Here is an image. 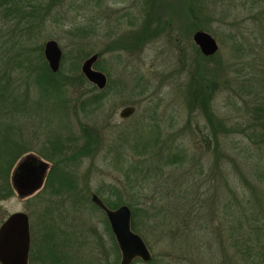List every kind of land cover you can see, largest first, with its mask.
Wrapping results in <instances>:
<instances>
[{
    "label": "rangeland",
    "instance_id": "rangeland-1",
    "mask_svg": "<svg viewBox=\"0 0 264 264\" xmlns=\"http://www.w3.org/2000/svg\"><path fill=\"white\" fill-rule=\"evenodd\" d=\"M161 1L173 6L158 13V24L162 22L164 27L131 49L124 48V37L142 25V0H58L41 24L30 23L33 27L29 32L21 28L14 34L11 27H0V45L4 47L0 49V68L3 65L18 91L29 83V99H35V93L24 59L29 56L27 60L43 65L42 48L47 40H54L61 50V75L76 78L81 75L83 60L96 54L98 70L94 64L92 68L106 77L103 91H92L86 81L66 88L62 95L66 109L59 118L52 114L59 106L40 95L33 105L40 113L36 121L29 115L24 126L14 122L15 127L21 126L14 138L26 146L25 155L47 162L49 170L38 192L19 197L10 184L14 166L11 168V194L0 197V223L9 214L25 213L30 240L33 237L42 245L46 235L54 234L59 252L56 257L63 256L60 264H120L106 219L90 202L92 194L104 202L119 199L110 209L121 205L129 208L130 229L151 255L146 263L134 260L131 264H236V248L232 246L236 235L225 234L230 233L229 223L222 214L224 204L236 205L233 196H250L243 176L252 184L248 172L256 171L253 164L264 159V145L256 146L255 138L247 133H236V124L246 127L249 122L244 106L254 100L250 87L263 68L258 44L264 38L259 29L264 28L253 26L249 17L254 10L248 0H189L198 8L199 30L209 33L219 46L214 58L199 60L191 40L197 31L192 30L191 17L180 0ZM123 12L128 18L121 15ZM237 45L243 54H251L241 56ZM9 55L12 58L6 66ZM17 60H24L19 69L14 67ZM196 60L201 67L198 81L209 80L202 67L216 73L210 87L206 86L208 108L235 131L228 137L220 133L218 145L203 140L208 129L201 109L190 111L187 107L190 97L186 89ZM100 92L97 110L84 111L77 106L81 99ZM127 106L134 112L121 119L118 113ZM142 126L155 132V147L169 146V153H181L178 155L184 163L158 167L154 157L138 156L128 147L130 143L125 145L126 139L138 144L145 140L140 134ZM55 136L63 140L68 156L93 138L89 149H82L59 169L71 176L74 187L58 193L46 183L53 164L40 154L46 139ZM166 151L163 148L160 152ZM132 167H136L135 172H162V176L149 173L142 182L132 183L127 173ZM182 178L184 182H179ZM261 183L264 186V179ZM181 188L188 190V203L174 197ZM36 246L29 242L28 264H50L43 251L31 256Z\"/></svg>",
    "mask_w": 264,
    "mask_h": 264
},
{
    "label": "trees",
    "instance_id": "trees-1",
    "mask_svg": "<svg viewBox=\"0 0 264 264\" xmlns=\"http://www.w3.org/2000/svg\"><path fill=\"white\" fill-rule=\"evenodd\" d=\"M57 1L58 0H0V27L1 29L6 26L11 27V31H13L14 34L21 30V28L24 30L27 29V32H29L31 27H33L30 26V23L35 21L38 22V24H41L44 21V18L50 14ZM246 1H244V3ZM248 1L250 2H248L250 9L254 10L249 17L251 22L254 23L253 26L264 28V0ZM162 2L163 1L161 0H142L144 6V20L139 31L133 33L130 40L124 38L127 43V46H125L126 44H123L125 49L139 47L143 42L147 41L148 38L154 37L159 33V30H162L164 23L160 22L158 24V13L162 9L173 8L172 5L166 6ZM190 2L191 1L189 0H180V4L183 5L185 14L191 17V22L194 27L192 30H199V24H197L196 18V16L199 15L196 13L198 8H195ZM259 32L264 36V29L262 31L259 29ZM262 41L258 44V52L263 58L264 38ZM0 49H4L2 44L0 45ZM10 51L11 49H9V52ZM241 51L242 47L239 46L237 52ZM246 54L248 55L251 53L246 52L243 54L241 52V56H246ZM215 55L204 57L198 51L199 60H209L214 58ZM2 57L1 54L0 62H2ZM28 57L29 56L24 59L26 60V73L28 79L32 77L31 81L35 93V99H29L28 82H25L26 88L24 90L18 91L17 84L14 83L9 76L5 75L3 65H1L0 68V197L2 199L7 198L11 194V188L8 182V174L11 168L14 166V163L17 162V159L21 155H25L27 152L26 146L14 138L21 127L20 125L15 127L14 124L21 123L22 126H24V124H26V119H24L26 116L31 115L33 120L40 116V113L38 114L37 105L33 107V105L37 103L36 99H38L40 95L48 97L49 100H51L50 104L59 106L60 109H56L52 112V114H55L59 118L60 112L66 109L67 102L62 99L65 89L73 83L85 84L86 81L82 75H79L74 79H69L66 76L61 75L59 70L56 73H51L46 68L44 62L43 65H40L37 62L27 60ZM11 58L12 56L9 55V58L4 62L6 66L10 63ZM24 60H17L14 67L18 69L21 68ZM195 65L196 69L194 74H192V80L189 82L186 89L187 95L190 97L187 107L190 111L198 108L201 109L202 116L208 129L207 134L203 136V140L205 139L206 143L211 142L218 145L219 142L217 138L220 133H223L225 135L224 137H228L231 132L235 131L234 128H228L225 126L223 121L219 118L217 119L213 112L208 108L206 101V86L210 87V79H213L211 77L216 75L215 71L211 69L205 70V68L202 67L203 74H206L209 80L204 78L202 81L200 79L198 81L196 76L201 73L200 62L196 60ZM94 68L97 69L96 64H94ZM253 82L254 83L251 84L252 86L249 87L252 90L254 100L252 99L244 106L245 111L247 112L246 117H248L249 122L246 127L241 124H236V133H247L249 137L251 136L255 138L253 141L256 146H261L264 145V64L261 73L257 74ZM91 87L92 91H94V86ZM101 95L102 92H100L99 95H91L85 99L83 98L77 103V106L84 111L97 110L100 107L99 103L101 102L100 99H102ZM27 121H29V119H27ZM140 134H144L146 137L142 143L138 144L136 140L133 139H126L124 141L125 145L130 143L128 144V147L138 156L144 158L148 156L154 157L158 167L164 166L167 163L180 167L184 163L181 153H178L181 155L169 153V146H163L160 149L154 146V139L156 138V136H154L155 132L149 131L142 126ZM92 141L93 138L91 137L79 151L82 149H89ZM163 148L167 150L166 154L160 152ZM65 149V145L60 136H55L51 140L46 139V145L42 147V152L40 153L46 158V160L51 161L53 164V168L50 170L49 179H47L46 183L50 184L49 186H51L55 193L60 192V189H68L73 186V179L71 176L64 171H59V169L65 162H69L75 158L79 151H74L68 156L65 155ZM135 168L136 167H132V170L127 172L128 176L131 175L132 183L138 184L142 182V180H145V175H148L149 173H153L156 178L162 176V172H135ZM252 168L256 170L248 172L251 179L254 180L252 184L249 182L250 180H248L247 175H245V177L243 176L246 186L250 189V196H247V194L243 195V193L241 199H238L237 195L233 196L236 205L224 204V211L222 214V217L226 218L229 223V227L227 228H229L230 233L227 231L225 234H228V236L236 235L232 245L233 248H236V264H264V186H262L263 184L261 183V180L264 179V159H262L261 162L253 164ZM219 174L220 177L223 178L222 171L219 172ZM184 180L185 179L182 178L179 182H184ZM177 186H183V184ZM174 197L177 201L188 203V190H186V188L178 189V192ZM234 200L232 199V201ZM105 201L106 202H102L108 208H114L118 204L119 199H108ZM242 202L244 203L241 204ZM163 208L166 209L165 207ZM135 210H133L132 217L134 216ZM199 227H201V225H199ZM30 234L33 233L30 232ZM52 237H54V234L46 235L42 240L44 241L42 245L37 242V239L32 237L30 243L32 244V247H34L37 242L38 245L36 247L38 249L31 251V256L34 253L39 255L40 253L38 252L43 251L44 254L46 253L45 257L49 258L50 264H60V259L56 257L57 249L55 250V246L57 244ZM58 253L59 252L57 251V254Z\"/></svg>",
    "mask_w": 264,
    "mask_h": 264
},
{
    "label": "water",
    "instance_id": "water-1",
    "mask_svg": "<svg viewBox=\"0 0 264 264\" xmlns=\"http://www.w3.org/2000/svg\"><path fill=\"white\" fill-rule=\"evenodd\" d=\"M191 40L204 57H211L218 51V43L209 33L202 30L195 31ZM43 59L51 73L59 70L61 50L54 40H47L42 48ZM97 59L92 54L80 65V73L83 78L98 91L106 86L105 76L92 66ZM134 112V108L127 106L122 108L118 116L126 119ZM49 170L48 163L33 154L22 156L14 165L10 184L19 197L29 196L38 192ZM90 202L99 208L107 221L110 232L120 254V264H131L134 260L146 263L151 255L145 244L130 229V210L121 205L115 209L107 208L94 194L90 196ZM29 229L27 215L22 212L9 214L0 223V264H28Z\"/></svg>",
    "mask_w": 264,
    "mask_h": 264
},
{
    "label": "flooded vegetation",
    "instance_id": "flooded-vegetation-1",
    "mask_svg": "<svg viewBox=\"0 0 264 264\" xmlns=\"http://www.w3.org/2000/svg\"><path fill=\"white\" fill-rule=\"evenodd\" d=\"M121 15H123V16H125V17H127L128 18V15H126L124 12L123 13H121ZM120 15V16H121ZM137 21V20H136ZM134 25V24H133ZM139 31V28L136 30V32L135 33H137ZM132 36H133V33L132 32H130L127 36H125L124 38H126V39H128V40H130L131 38H132ZM97 60V59H96ZM96 62V61H95ZM106 78V77H105ZM103 203V202H102ZM104 204V203H103ZM105 205V204H104ZM106 206V205H105ZM94 207L100 212V213H102L103 214V212L99 209V208H97L95 205H94ZM107 207V206H106ZM108 208V207H107ZM110 209V208H109ZM104 215V214H103ZM105 217V216H104ZM107 222V221H106ZM64 235V234H63ZM62 258H63V256H62V254L59 256V259L60 260H62ZM59 260V261H60Z\"/></svg>",
    "mask_w": 264,
    "mask_h": 264
}]
</instances>
